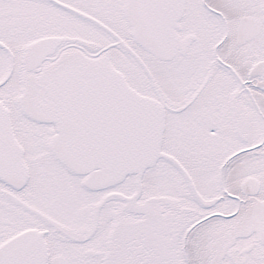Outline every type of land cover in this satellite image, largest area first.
Listing matches in <instances>:
<instances>
[{
    "label": "snow or ice",
    "instance_id": "snow-or-ice-1",
    "mask_svg": "<svg viewBox=\"0 0 264 264\" xmlns=\"http://www.w3.org/2000/svg\"><path fill=\"white\" fill-rule=\"evenodd\" d=\"M0 264H264V0H0Z\"/></svg>",
    "mask_w": 264,
    "mask_h": 264
}]
</instances>
